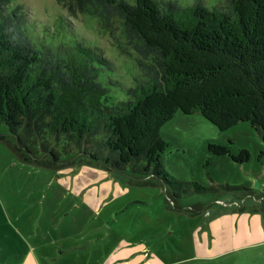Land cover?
<instances>
[{"label":"trees","instance_id":"obj_1","mask_svg":"<svg viewBox=\"0 0 264 264\" xmlns=\"http://www.w3.org/2000/svg\"><path fill=\"white\" fill-rule=\"evenodd\" d=\"M14 1L0 0V142L21 161L59 173L87 164L128 174L133 184L165 189L176 211L195 214L206 205L183 207L182 200L215 190L167 171L163 128L179 114L200 113L220 131L250 124L264 142V0H230V11L200 1L183 8L57 0L70 17L89 13L102 29L123 25L141 76L122 101L102 80L114 66L100 49L81 42L40 48L29 14ZM208 151L240 164L250 158L247 149L237 158L213 143ZM256 160L264 167V151Z\"/></svg>","mask_w":264,"mask_h":264},{"label":"rangeland","instance_id":"obj_2","mask_svg":"<svg viewBox=\"0 0 264 264\" xmlns=\"http://www.w3.org/2000/svg\"><path fill=\"white\" fill-rule=\"evenodd\" d=\"M158 1H176L183 8L199 1L209 9L231 8L230 0ZM18 4L29 14V29L40 48L81 42L100 49L114 66L102 77L113 100L128 99L127 89L141 72L138 53L128 44L120 22L102 29L89 13L70 17L57 0L12 3ZM162 137L169 143L164 155L167 171L182 181L214 188L211 194L181 202L184 207L204 203V212L180 213L163 189L135 185L128 174L110 175L92 185L86 176L80 178L86 164L59 173L23 162L0 142V264H101L87 251L98 249V256L105 257L106 248L113 249L124 235L139 242L134 248L144 258L138 264H264V230L250 217L264 216V167L256 160L264 151L259 133L247 123L220 131L196 113L176 116L163 128ZM209 143L229 147L237 158L240 150L247 149L250 158L240 164L229 155L214 156ZM134 201L150 204L132 206ZM110 216H125L110 222L115 225L112 235L103 226ZM132 218L135 231L127 232ZM66 247H74L75 253L54 262L59 249Z\"/></svg>","mask_w":264,"mask_h":264},{"label":"crops","instance_id":"obj_3","mask_svg":"<svg viewBox=\"0 0 264 264\" xmlns=\"http://www.w3.org/2000/svg\"><path fill=\"white\" fill-rule=\"evenodd\" d=\"M83 166H84V168H83L84 174H82L80 176V178L86 176L91 181H93L92 185H95L97 182H100V181H105V179L107 177H109L110 175H113L109 171L102 169V168H99V167H95V166H91V165H87V164L83 165ZM103 171H105V172H103ZM102 174H104V175L102 176ZM83 184H87V182H84ZM105 185H107V183ZM139 186H141V185H139ZM156 187L163 189L160 186H156ZM163 191L166 195L165 189H163ZM166 197H167V195H166ZM147 204H150V203L149 202L145 203V202H141V201L140 202L139 201L132 202V206H144ZM172 207H173V205H172ZM173 209H174V207H173ZM174 210H176V209H174ZM180 213H182V212H180ZM195 214L197 215L200 213H195ZM124 217L125 216H110V218L107 219L105 223H103V226L108 227L110 229L111 235H112V232L114 230L115 225L114 224L111 225L110 222L111 221L117 222L120 219H123ZM250 217L258 220V223H259L258 228L261 231H263L264 230L263 229L264 222L261 224V221H262V219H264V216H250ZM119 228L121 229V227H119ZM135 228H136V220H134L132 218L129 221V227L127 228V232H129L130 229L132 232H134ZM245 233H246V235L250 234L249 231H246ZM146 238H150V235H148ZM142 239H143V236H142ZM90 240H92L93 242H96L95 238H92V239L90 238ZM137 244H139L138 241H134V240L129 241L128 236L124 235V236H121V240L115 245V247L113 249H108V247L106 248L107 255L105 257H99L98 256V252H99L98 249L90 250L87 252L89 254H91V257L93 260H96V261L101 260V264H138V261L144 257H139L140 251H138L137 248H134V245H137ZM127 247H130V248H127ZM69 253H71V254L75 253L74 247H66V248L59 249V257H56L55 259H53V261L56 263H59L61 260L65 259L66 254H69Z\"/></svg>","mask_w":264,"mask_h":264}]
</instances>
